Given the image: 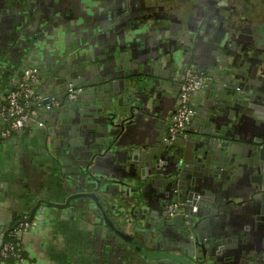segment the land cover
<instances>
[{
	"label": "flooded vegetation",
	"instance_id": "obj_1",
	"mask_svg": "<svg viewBox=\"0 0 264 264\" xmlns=\"http://www.w3.org/2000/svg\"><path fill=\"white\" fill-rule=\"evenodd\" d=\"M25 1L0 0V5L7 4L9 7L15 5V7L24 8L20 15L12 14L13 18H22L23 20L28 16V20L24 19L25 27H19L18 32L12 29V34L16 36L13 39H11L12 36L9 38L11 41L9 46H22V61L15 67V77L11 81L9 80V83L6 82L0 86V97L15 85L24 69L35 68L43 83L45 82L46 86L48 84L49 90L57 93L59 98L56 106L41 112L39 115L40 125L32 124L29 127L30 129L45 128L48 141L53 139L54 132L50 114L58 113L60 116L74 114L76 108L82 104L86 93H91L89 95L92 96V102L86 103L88 106L85 107L91 116H87L84 111L79 112L78 121L80 122H71L70 128L72 135L78 138V142H81L78 126L81 122L90 125L93 121L92 115H97L94 117L101 121L99 129L103 130L107 128L105 118L110 119L112 133V129L121 131L124 128L129 113L134 109L151 116L152 112L147 108V98H151L154 109L157 110L158 105L161 106L162 101L159 100L161 89L155 84L153 92L151 91L152 87L150 91L141 96L134 93V101L128 102L124 109L117 106L119 104L117 100L114 101L111 108L105 109L104 117L101 116V113H97V109L102 106L99 93H102L101 88L106 80L98 71L101 56L93 51L94 42L98 41L100 46L106 44L105 50L113 49L117 45L122 47L123 52L117 53L119 61L123 60L124 65L128 66L135 62L138 54L142 56L147 54L151 57L154 69L150 70L151 72L172 74L171 76L175 80L172 110L170 115L166 119L162 117L164 119H161L158 124H161L156 142L159 148L158 155L153 154L151 157L145 152V155L139 159L136 156L143 150L140 149L139 152L131 154L132 149H128L126 155L129 161L122 163L123 165L128 164L129 170L127 173L119 171L110 176L96 173L95 165L90 167L88 172L83 170V167L77 174L73 165L81 162V159H76L77 157L72 155V176H74L69 177L64 174L67 176L65 177L67 189L71 192L68 205H65L66 209L70 208L69 213L72 211L83 221L88 220L104 225L105 230L113 232L124 241L125 247L144 248V244H146L142 241L144 238L145 242L154 241L156 248L171 246L172 249H182L186 255V261L191 264H263L264 133L253 132L251 136L241 140L237 127L234 137L226 136V139L229 140H223L226 141L230 150L238 147L246 154L242 157L235 155L233 162H236V166L225 179L222 191L214 188L216 182L211 183L212 186L209 184L210 180L206 179L204 175L208 169H205L203 164L201 165L192 157V149L197 143H201V140H196V138L201 137L204 131L209 130L208 125L210 127L213 125L214 111L206 108L203 116H206L207 120L202 123L204 128L201 127L195 136L189 135L190 138L186 136L188 127L192 126L193 119L198 114V106L204 100L203 92L208 87L214 89L215 86L221 85L219 82L222 83L223 90L231 88V78L228 79L225 74L228 64H231V69L238 72L239 95H243L247 100L244 108L238 110L237 119L243 121L254 114L264 123V97H261L264 96V0H243V3L237 1V4L242 8L237 11L236 6H232L234 13L230 11L228 16L232 20L228 24H225L228 16L225 17L223 13V8L230 6L227 0H87L84 3L87 4V11H89V16H86L84 20L88 24L87 29L81 25L73 29L72 26L70 30L67 28L66 20L76 17L74 15L78 14L80 10L82 12L79 1H76L70 8L69 13L62 12L63 15L60 17H45L46 20L43 19L42 22L41 17H35L30 2L27 7L32 10L25 9L26 6L23 4ZM70 2L68 1V3ZM211 2H215L214 9L208 6ZM201 4L203 6L198 8L199 11H190L192 7L197 8ZM101 6L105 12H107L106 8L108 9V16L100 14L104 13V10L100 11ZM105 6L106 8H104ZM3 9L5 10V8ZM32 22H34L33 26L30 25ZM54 26H60L59 29L62 28L64 32L51 31ZM166 35H170V37L165 38ZM202 45L201 53L206 54L207 58L212 55L218 57L220 62L217 66L207 62L201 63L194 59L193 49ZM210 47L213 48L210 49ZM135 48L138 49L135 50ZM221 48L225 50L224 53L220 52ZM41 50L48 51L53 59H57L55 61L57 63L52 68L53 72L61 71L63 68L65 70L75 69L76 75L66 74V83H59L55 77L46 72L44 66H40L42 63L38 59H30L31 55H37V52ZM177 50V53H172ZM160 58L161 64H159ZM138 66L137 63H133V69L130 67L125 75L130 71L142 75L145 71L140 72L134 69ZM187 70L203 74L206 81L204 87L194 93L189 101L192 110L190 120L180 132L169 140L166 130L174 113L183 76ZM87 71H90L89 74L91 73L89 77H87ZM84 73L86 74L84 75ZM122 81L112 78L109 82L116 86ZM253 91L257 94L253 95ZM69 92L72 93L71 98L68 97ZM248 95L252 96V101ZM196 97H199L200 103L197 102ZM215 99L216 96L214 98L216 102ZM121 102H123L122 105L126 103L125 100H121ZM251 103L252 105H250ZM119 111L126 113L115 123L113 117H117ZM107 113L109 114L107 115ZM131 116L132 113L129 118ZM159 117L157 116V118ZM121 119L124 120L121 121ZM234 139L236 142L233 141ZM251 147L256 148L257 153L253 154ZM259 149L262 151L261 153L258 152ZM101 153L93 154V158ZM87 155L90 156V154ZM86 162L84 160L81 163ZM134 166L139 169V172ZM135 175L160 180L161 189L159 194L155 195L160 209L153 216L151 222H147L146 218L142 222L140 220L147 207L142 199H138L135 189L137 187L130 182ZM192 178L194 183L190 184ZM141 183V186L146 184L145 180ZM236 185H242L241 194L243 191L246 197L235 201V195H232L235 192L231 196L228 195L230 197L227 198H224L227 194L224 197L221 195L222 192L226 193V190L230 192V188ZM145 186L147 187L148 184ZM66 201L59 204H65ZM173 202L178 205V211L172 218H169L164 210L166 205ZM233 202H236V205L251 206L250 212L244 215L243 222L237 224L242 233L236 234L233 231L221 230L220 232L223 233H220V236H216L217 231L204 234L205 224H202V221L208 218V225H212V218H222L229 214L228 207ZM30 210L20 214L15 221L18 222L25 217L30 221L37 222L40 212L31 216ZM251 222L255 224L256 233L263 231L262 237L254 241L249 237L250 231L247 226ZM225 226L232 228L231 223H227ZM146 246L150 247L148 244ZM256 255L261 256L262 259L253 262L257 259ZM252 257L254 258L252 259Z\"/></svg>",
	"mask_w": 264,
	"mask_h": 264
},
{
	"label": "crops",
	"instance_id": "obj_2",
	"mask_svg": "<svg viewBox=\"0 0 264 264\" xmlns=\"http://www.w3.org/2000/svg\"><path fill=\"white\" fill-rule=\"evenodd\" d=\"M68 1L71 2L68 3ZM76 1L80 2L82 12L80 10L78 14L74 15L76 17L66 20L67 28L70 30L72 26L73 29L76 26L82 25L87 29L88 24L84 21L85 17L89 16V11H87L88 6L84 4L87 0H26L23 4L26 6L25 9L32 10V8L27 7V4L30 2L33 6L35 17H41L42 22L45 17H60V15H63L62 12L69 13L68 11L74 6ZM227 1H229L230 6L223 8L225 17L230 15V11L232 12V6L235 5L237 11L242 8L237 4V1L243 3V0ZM214 4L215 2H211L207 5L214 9ZM202 6L201 4L197 8L192 7L190 11H199L198 8L200 9ZM23 10L24 8L21 6L15 7L14 5L13 7H9L7 4L0 5V86L6 82L9 83V80L11 81L15 77V67L17 64L20 65L22 61V46H9L11 42L9 38L12 36L11 39H13L16 36L12 34V29L18 32L19 27H25L26 25L25 20H28V16L24 18L25 20H22V18L15 19L12 16V14L20 15V12ZM102 10H104V13L100 14L108 16V9L106 8L107 12H105V9L101 6L100 11ZM231 20L232 18L228 16L225 24H228ZM33 24L34 22L32 24L30 23L32 26ZM59 27L54 26L50 29L55 32L63 31ZM167 37H170V35L165 36V38ZM162 38L167 40L164 37ZM105 45L103 44L102 47L97 41L93 43L92 47L94 48L93 51L101 56V59H99L100 62L98 63V71L102 73L104 79L110 81V79L116 78L122 81L126 78L125 73L130 70L133 63H137L139 66L134 69L140 72L145 71L142 73L143 79L149 81L151 78H154L155 84L161 89L159 95V100L162 101L161 106L158 105V109H154V106L151 104V98H147V108L152 112L150 114L151 116L134 109L131 112L132 116L130 118L131 113H129L124 128L121 131L120 129H112V133L110 130V119L105 118L107 128L103 130L101 128L99 129L101 121L96 120L95 117L97 115L95 114V117L92 115L93 121L90 125H85L81 122L80 126H78V134H80L79 138H81V142H78V138L72 135L70 128L71 122H80L78 121L79 112L84 111L87 116H91L90 113H87L89 111H86L85 107L88 106L87 104L89 102H92V96L89 95L91 93H86L82 104L76 108L74 114H65L63 116H60L58 113L50 114L54 126L52 140H47L45 128L36 127L35 129H30L31 124H27L11 140L1 141L0 233L2 232L1 229L5 231L20 214L32 209L40 201L41 210L44 211L46 207V213H39L40 216H38L34 228L22 236L21 241L28 255L20 264H191L186 261V255L182 249H172L170 248L171 246L156 248L154 247V241L145 242L144 238L142 241L151 248L147 247L146 244L141 249L125 247L124 241L113 232L105 230L104 225L88 220L83 221L75 213H72V211L69 213L70 208L66 209L60 206L47 207L42 203V201L64 203L70 197L71 192L67 189L65 177L68 175L69 177L74 176H72L73 167L77 170L78 174L83 167V170L88 172L89 168L95 165L96 173L110 176L117 174L119 171L127 173L129 166L128 164L123 165L122 162L129 161L126 155L128 149H132L131 154L139 152L140 149L148 153L154 147L153 153L155 155L159 154V148L156 142L161 124H158L161 119H164L162 117L166 119L172 110L173 83H175V80L171 76L172 74L166 75L159 73L156 77L150 71L154 69L149 55L142 56L138 54L135 62L131 66H128L127 64L124 65L123 60L120 59L119 61V55L117 53L123 52L122 47L120 48L117 45L113 49L105 50ZM212 48L210 47V49ZM137 49L135 48V50ZM202 50L203 45L193 49L192 56L195 60H199L201 63L207 62L214 66L219 64L220 61H218L216 55L208 56L209 58H207L206 54L201 53ZM224 51V49H220L221 53H224ZM30 57V59H38L42 63L40 66H44L46 72L55 77L59 83H66V74L76 75L75 69L65 70L64 68H59L62 70L53 72L52 68L57 63H55L57 59H53V56L46 50L38 51L37 55L33 54ZM89 72H86L88 73L87 77L91 74ZM44 87H48V84L46 86L45 82ZM203 98V102L198 106V114L193 119L192 126L187 129V138H190L189 135H197L199 129L203 126L202 123L207 120L206 116H203L206 108L211 109L215 113L218 110L217 103L214 101L215 95L211 87H208L203 92ZM196 100L200 103L199 97H196ZM89 106L91 107V105ZM120 115L121 113L119 112L118 116L113 119L115 123L119 121ZM157 116L160 117L157 118ZM220 118L225 120L227 113H221ZM237 120V132L242 138H248L253 132H260L258 134L264 133V127L262 129L264 123L254 114L245 120L243 119V121ZM219 127L221 126L219 125ZM99 153L101 155H96L93 158V154ZM87 154H90V156ZM72 155L75 158L77 157L76 159L80 158L81 162L84 160L87 161V164L79 162L72 167ZM64 174L67 176H64ZM137 175L130 182L137 187L135 188L137 191L136 195L138 199H142L145 202L144 205L147 207L144 215L140 217V220L142 222L146 218L147 222H151L153 216L160 209V204L156 197L161 189L160 180H156L153 177L144 178ZM143 180L148 184L147 187L145 186L146 184L141 186ZM230 189V192L226 190V193L222 192L221 195L224 197L227 194L224 197L227 198L235 192V194H232L235 195V201H239L241 197L245 196L243 191L241 194V190L243 189L242 185H236ZM248 206L236 205V202L229 204L228 208L230 210L228 215L222 218H212V225H208V218L202 221V224H205V227L203 226V233L211 234L217 231L216 236H220L219 234L223 233L220 232L221 230L225 232L227 230L233 231L236 234L238 232L242 233V230L239 231L237 224L243 222L244 215L250 212L251 206ZM227 223H231L232 228L225 226ZM254 225L253 222L247 225L250 231L249 237L253 241L261 238L263 233V231L256 233L257 231Z\"/></svg>",
	"mask_w": 264,
	"mask_h": 264
},
{
	"label": "water",
	"instance_id": "obj_3",
	"mask_svg": "<svg viewBox=\"0 0 264 264\" xmlns=\"http://www.w3.org/2000/svg\"><path fill=\"white\" fill-rule=\"evenodd\" d=\"M177 52L178 50L172 51V53H177ZM164 59H166V57H164ZM159 61H160L159 64H161L162 63L161 58L159 59ZM234 70L231 69V64L226 65L225 74H227L228 79L231 78V82H230L232 83V86L230 85L231 88L229 89L227 88L223 90L222 83L219 82V84L221 85L215 86V88L213 89L214 95L216 96L215 100L217 102V109H218L216 113L214 112V121L212 122L213 125L211 127L208 125L207 127H209V130H207L206 132L204 131V134L201 135V137L198 136L196 138V140L200 139L201 143L200 144L197 143L192 149V157L195 158L196 161L199 162L201 165L203 164L205 169H208V171H206L204 175L206 179L210 180L209 184L211 185V183L214 184L216 182L217 184L215 183L214 188L221 191L225 183V179L229 176V174L233 171V168L236 166L235 164L236 162L235 163L233 162L235 155L237 154L240 157H242L246 154L245 151L243 150L240 151V148L238 147H234L233 149L231 148L230 150V148H228L226 145L227 144L226 141H223L227 138L226 136L234 137L235 132L237 130L236 128L238 126V120H237L238 110L243 109L244 105L247 103V100L244 99L243 95H239L240 81H238L237 78L239 74ZM228 72H230L231 74H229ZM240 73L242 74L243 72ZM158 74L159 72L155 73V76L157 77ZM126 75H127L126 79L120 82L119 85L113 86L111 82L105 81L104 85L101 88L102 93H99V90L97 91L99 94H101L99 96V100L102 101V106H100V108L97 109V113H101L102 117H104V112L108 108L112 107L114 101L118 100L119 104H117V106L124 109L128 105V102H132V100L134 101L135 94L141 96L145 92L150 91L152 87L153 88L151 89V91L153 92L155 90L153 86L155 85L154 78H151L149 81H147L144 80L143 76L139 75L138 72L134 73L131 71ZM255 94L257 93H254L253 91V95ZM248 96H246V98H248ZM251 97L252 96H249L250 100L252 99ZM121 100L122 101L125 100L126 103L122 105L123 102H121ZM104 102L108 104H105ZM250 105H252V103ZM119 112L121 113L120 118H122L126 113L124 111L123 112L119 111ZM224 112L227 113V118L225 120L220 118L221 113ZM108 114L109 113H107V115ZM115 117H113V119H115ZM122 120L124 119H121V121ZM219 125L221 127H219ZM240 139L244 140V138H241V136ZM226 140L228 141L229 139ZM233 141L236 142V139H234ZM251 149H253L252 151L253 154L257 153V150H255L256 148L254 149V147H251ZM153 152H154V147L146 154L152 157L154 154ZM258 152L261 153L262 151H260L259 149ZM144 155H145V151H141L140 154H137L136 158L141 159L142 156ZM193 183H194V179L192 178L190 179V184ZM70 198L71 196L68 197L65 204H59L55 201H42V203L47 207H58V206L65 207V205L66 206L68 205ZM40 205H41L40 201L34 205V207L30 210L31 216L37 214L38 212L46 213L45 210L46 207L44 208V211H42ZM1 231H3V229H1ZM253 258L254 257H252V259ZM255 258L257 259L253 260V262L262 259V257L259 255H256Z\"/></svg>",
	"mask_w": 264,
	"mask_h": 264
},
{
	"label": "built area",
	"instance_id": "obj_4",
	"mask_svg": "<svg viewBox=\"0 0 264 264\" xmlns=\"http://www.w3.org/2000/svg\"><path fill=\"white\" fill-rule=\"evenodd\" d=\"M206 78L203 74L187 70L183 76L177 103L166 134L171 140L180 132L190 120L192 110L189 101L193 94L204 87ZM72 97V93H68ZM57 93L44 87L43 80L35 68H26L22 71L15 85L0 97V141L11 140L25 125H40L41 112L58 104ZM178 211L176 203L165 207V214L172 218ZM36 222L25 217L16 222L12 234L19 240L3 242L0 233V264H7V257H15V264L25 260L22 252L26 248L22 244V236L34 228Z\"/></svg>",
	"mask_w": 264,
	"mask_h": 264
},
{
	"label": "trees",
	"instance_id": "obj_5",
	"mask_svg": "<svg viewBox=\"0 0 264 264\" xmlns=\"http://www.w3.org/2000/svg\"><path fill=\"white\" fill-rule=\"evenodd\" d=\"M16 225V221L12 222L9 227L5 230V231H2V239H3V242H6V241H16V240H19L17 237H15L13 234H12V231H13V227ZM27 252H22V256L24 258H27ZM6 262L7 264H15V257H7L6 258Z\"/></svg>",
	"mask_w": 264,
	"mask_h": 264
}]
</instances>
